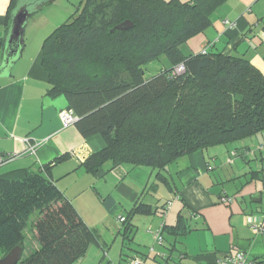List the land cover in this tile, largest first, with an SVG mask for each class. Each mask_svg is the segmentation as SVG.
I'll list each match as a JSON object with an SVG mask.
<instances>
[{
	"label": "trees",
	"instance_id": "obj_1",
	"mask_svg": "<svg viewBox=\"0 0 264 264\" xmlns=\"http://www.w3.org/2000/svg\"><path fill=\"white\" fill-rule=\"evenodd\" d=\"M227 1L81 0L78 13L45 40L48 95L66 98L83 137L100 135L106 142L83 164L88 173L103 179L106 165L114 170L128 164L156 169L168 183L164 172L179 158L264 132L261 72L213 46L201 52L189 47L211 28ZM126 21L133 26L116 29ZM153 62L163 67L145 79ZM103 203L110 213L118 212L113 198ZM138 213L152 211L136 206L120 221L129 227ZM30 228L38 248L24 256ZM165 231L186 233L164 225ZM94 241L93 231L51 179L28 170L0 175V259L22 246L18 264H79Z\"/></svg>",
	"mask_w": 264,
	"mask_h": 264
},
{
	"label": "crops",
	"instance_id": "obj_2",
	"mask_svg": "<svg viewBox=\"0 0 264 264\" xmlns=\"http://www.w3.org/2000/svg\"><path fill=\"white\" fill-rule=\"evenodd\" d=\"M30 1L0 0V65L5 57L12 14L19 4ZM55 2L44 3L31 16ZM56 22L53 19L39 25L27 44L25 29L21 56L10 72L4 70L0 77V157L15 156L0 165V175L19 170L43 174L73 203L81 217L84 213L78 204L84 194L91 193L97 208L102 205L106 209L103 200L107 198L115 200L118 212L112 214L106 209L115 220L106 214L105 221L122 226L118 234L122 241L115 248L117 238L114 246L108 248L86 224L95 241L79 264H126L136 258L143 259L144 264H220L225 254L238 251L264 264V233L256 234L252 229L253 224L264 227V132L234 145L199 150L173 162L164 172L168 182L165 185L171 191L168 200L155 202L153 198L151 201L144 198L143 180L147 176L144 168L151 169L152 175L154 171L158 174V170L116 168L119 178L129 181L121 183L125 187L123 195L130 201L126 204L132 206L129 212L140 205L152 211L134 215L128 227L120 221L126 217L119 213L121 203L103 191L102 181L108 173L100 179L83 166L94 153L106 147L105 140L100 135L83 137L75 124L65 126L60 113L68 110L66 98L48 95L49 79L42 66V48L38 43L32 45L43 41ZM27 25L29 21L25 28ZM207 46L226 56L250 61L264 77V0L227 1L214 15L206 34L189 44L194 52ZM30 147H35V151ZM181 162L172 173L170 167ZM47 166L49 169L45 171ZM157 174V180L164 183ZM152 186L156 191L157 185ZM168 202L164 212L163 206ZM140 216L153 218L144 220L147 233L139 238L135 221ZM164 225L169 229H185L186 233H162ZM157 233L163 237L162 244L156 240ZM93 246L98 251L91 254ZM90 255L92 258L88 260Z\"/></svg>",
	"mask_w": 264,
	"mask_h": 264
},
{
	"label": "rangeland",
	"instance_id": "obj_3",
	"mask_svg": "<svg viewBox=\"0 0 264 264\" xmlns=\"http://www.w3.org/2000/svg\"><path fill=\"white\" fill-rule=\"evenodd\" d=\"M81 0H56V2L52 5L47 6L46 8H44L43 11H41L38 14H35L34 16H30L29 18V25H27L26 29V44H27V40L30 37V34L33 31H37L38 27H40L39 25L44 24V22L48 21V20H53L54 21H58L56 22L55 26H53L52 28L48 29L49 32L47 33V35H45L43 39V41L41 42H36V44L32 45L33 46H37L38 43V47L39 45L42 48V45L44 44L45 40L57 29L59 28L61 25H63V23H65L73 14H77L78 13V6ZM106 0H97V3L99 2H103ZM181 1H187V0H181ZM217 13V12H216ZM34 29V30H33ZM31 44V40H29V45L28 48H30ZM163 67V65L160 62H153L151 64H149L146 67L145 70V79H150L151 77H153L161 68ZM215 150V148H212ZM179 163V162H178ZM183 162H181V164H173L170 167V170L172 171V173L178 168V166L182 165ZM121 167V166H120ZM123 168H132L131 165L125 164L122 165ZM111 166L110 164L106 165L105 170L108 172L107 174V178L105 180L102 181V188L104 193H106V195H111L112 197H114L116 199V201L121 203V207H120V215L123 216H127V212H129L128 209H130L132 206L129 204L127 205L126 202L129 201L128 199H126V197L123 195L124 191H125V187L123 188V186L121 185V183L125 182V184H127V180H123L122 177L119 178V176L117 175L116 170H110ZM142 169V168H139ZM175 169V170H174ZM144 170H147V176L145 175V178L143 180V185L145 186V194H144V198H146V201H151L153 198L154 201H158L160 200H168L169 198H171V191H169V189L167 188V186L165 185V183L158 181L156 178V174L157 172L154 171V174H149V170L151 169H146L144 168ZM170 171V174H171ZM128 180L130 179V177H127ZM122 180V181H121ZM172 182V181H170ZM153 184L157 185L156 188L157 190L155 191L153 188ZM119 187V188H118ZM264 195V194H263ZM154 196V197H153ZM145 201V202H146ZM172 201V199L170 200ZM130 202V201H129ZM79 207L82 209V212L84 213V220L86 221L85 223L89 225V227H91L92 229H94L95 233L100 237L101 241H103L104 243L106 242L108 248H110L112 245L114 246L115 241L117 239V243L115 245V248L120 244V242L122 241L121 237L118 236L119 234V230L122 228L121 225H117L115 222L113 223H107L105 221L106 218V214H109L107 212V210L101 205H98L97 208V203L95 201H93V199H91V193L88 194H84L83 197H81V203L78 204ZM110 215V214H109ZM37 214H35L32 218H31V224L33 222L36 221L37 219ZM111 216V215H110ZM112 219L111 220H115V217L111 216ZM140 218L137 219L136 225L139 228L138 231V237H142L144 234L147 233V229L145 228L146 224L144 222V220H150V218L152 219L153 217H145V216H140L138 217ZM153 233V232H152ZM155 233V232H154ZM155 245H157L155 243ZM26 246H27V250H25L24 252V256L29 255V252L31 250L37 249L38 248V242H37V238H36V233L33 231L32 228H30L27 231V241H26ZM31 249V250H30ZM98 249L97 247L93 246L91 247V254H93V252H97ZM88 260H91L92 255H90L88 257ZM126 264H131V262H127Z\"/></svg>",
	"mask_w": 264,
	"mask_h": 264
},
{
	"label": "water",
	"instance_id": "obj_4",
	"mask_svg": "<svg viewBox=\"0 0 264 264\" xmlns=\"http://www.w3.org/2000/svg\"><path fill=\"white\" fill-rule=\"evenodd\" d=\"M46 0H31L28 3L19 4L12 14L10 29L6 38L4 59L0 65V77L4 70L9 73L12 65L22 54L25 39V26L30 16L38 11ZM133 26L132 22L126 21L116 27L118 30H127ZM71 111V108H68ZM23 247L16 246L4 258L0 259V264H18L23 256Z\"/></svg>",
	"mask_w": 264,
	"mask_h": 264
},
{
	"label": "built area",
	"instance_id": "obj_5",
	"mask_svg": "<svg viewBox=\"0 0 264 264\" xmlns=\"http://www.w3.org/2000/svg\"><path fill=\"white\" fill-rule=\"evenodd\" d=\"M184 71V67L183 66H179V68L177 69L178 73H181ZM60 118L63 121V124L65 126H69V125H73L77 122L78 118L74 115L73 111H69V110H64L60 113ZM30 150L32 152L35 151V147H30ZM15 158L14 155H9L6 157H0V165L7 162L8 160H11ZM125 219H121V221L124 222ZM252 229L253 231L258 234V233H264V227L259 226L257 224H253L252 225ZM156 240L158 243L162 244L163 243V237L160 233L156 234ZM151 252L154 251V249L152 248L150 250ZM131 264H144V260L140 259V258H136L134 260L131 261ZM220 264H255V261L252 260L247 254L243 253V252H235V253H229V254H225L222 259L220 260Z\"/></svg>",
	"mask_w": 264,
	"mask_h": 264
}]
</instances>
